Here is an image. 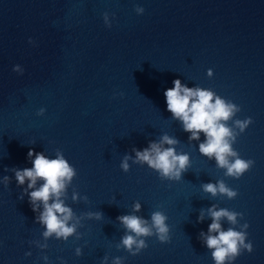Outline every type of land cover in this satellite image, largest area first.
Instances as JSON below:
<instances>
[{
	"label": "water",
	"instance_id": "95a60500",
	"mask_svg": "<svg viewBox=\"0 0 264 264\" xmlns=\"http://www.w3.org/2000/svg\"><path fill=\"white\" fill-rule=\"evenodd\" d=\"M174 79L238 105L234 119L251 117L232 145L240 158L254 161L239 179L225 177L214 158L199 153L203 133L190 141L167 111L163 93ZM163 135L177 140V154L189 155L179 181L134 163L133 148L143 150ZM30 149L50 159L60 150L75 168L65 204L79 218V240L49 238L43 250L30 243H44V229L34 222L42 205L34 213L27 195L19 198L27 181L17 186L11 171L32 166ZM218 180L237 196L203 192L202 184ZM213 205L242 213L239 224L249 225L253 252L232 264H264V0H0V264H101L105 255L107 264L115 257L122 264H214L199 238ZM154 211L166 215L170 241L146 237L147 248L135 256L118 250L125 229L116 218L150 220ZM88 212L102 214L82 216ZM221 225L229 227L226 220Z\"/></svg>",
	"mask_w": 264,
	"mask_h": 264
},
{
	"label": "clouds",
	"instance_id": "9594fccd",
	"mask_svg": "<svg viewBox=\"0 0 264 264\" xmlns=\"http://www.w3.org/2000/svg\"><path fill=\"white\" fill-rule=\"evenodd\" d=\"M134 11L140 15L144 9L137 6ZM103 20L106 27H111L108 13L103 14ZM29 43L32 44L33 41L29 39ZM13 71L18 74L23 73L19 65H15ZM206 74L212 77L213 72L209 69ZM172 84L173 87L166 89L163 93L167 111L172 114L174 119H178L182 123L185 132L190 133L188 136L190 141L199 140L200 134L203 133L204 141L199 144V153L209 159L214 158L216 167L224 170L225 177L239 179L252 168L254 161L240 158L239 153L233 149L232 145L252 123L251 117L243 120L234 119L240 112V107L210 89L199 86L189 88L182 85L179 79H174ZM44 111L41 108L36 114L42 116ZM229 121H231V126H229ZM177 143V140L163 135L158 143L150 142L148 147L143 150L137 151L133 148L134 163L147 164L150 169L158 173L161 180L179 181L182 173L188 170L190 158L186 153L177 154L173 147ZM165 144L168 147H163ZM27 157L31 159L32 166L30 168H13L11 171L14 173L17 186H24L27 181V186L22 188L19 198L23 199L24 195H27L28 203L34 213H37L42 205V210L35 216L34 222L44 229L41 233L44 243L37 241H30V243L43 250L48 247L46 241L49 238L67 241L69 237H75L79 240L81 238V234L77 232L79 218L75 217L73 210L65 204L67 187L77 174L75 168L64 158L60 150H56L54 159L46 157L41 152L34 154L31 149L28 151ZM129 158L125 156L120 163V168L125 173L129 170L127 163ZM3 181L7 186L10 178L4 176ZM38 181L42 183L37 187ZM201 188L203 192L211 194L212 197L220 194L229 200L234 199L238 194L223 180H218L216 183H204ZM77 196L78 194L73 192L74 202H76ZM80 199L87 201L86 196H82ZM140 208L139 202L133 204V212L140 211ZM207 213L212 222L208 225L207 233L200 232L199 238L202 244L210 250L214 264H232L242 252L249 254L253 252L252 242H246V229L249 225L247 222L239 224V220L243 219L242 213L226 208L217 210L216 205L208 208ZM101 214L88 212L83 213L82 216L100 219ZM116 219L125 229L116 248L118 250L123 248L132 256L147 248L148 245L144 239L146 237L155 236L161 244L170 241L167 217L161 211L152 212L150 220L134 214L121 215ZM202 219L203 210L197 217V222ZM74 220L75 222H72ZM222 220L228 222L227 230L222 229ZM81 254V248L77 247L75 255L80 256ZM25 255L28 256L31 253L26 252ZM42 259L47 262L48 257L43 256ZM123 259V257H115L111 264H122ZM107 261L108 256L105 255L101 264H107Z\"/></svg>",
	"mask_w": 264,
	"mask_h": 264
}]
</instances>
